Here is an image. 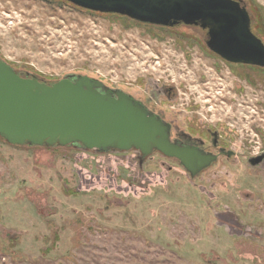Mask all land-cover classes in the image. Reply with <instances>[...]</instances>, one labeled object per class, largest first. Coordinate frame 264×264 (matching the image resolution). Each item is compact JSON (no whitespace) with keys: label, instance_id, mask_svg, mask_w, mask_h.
<instances>
[{"label":"rangeland","instance_id":"1","mask_svg":"<svg viewBox=\"0 0 264 264\" xmlns=\"http://www.w3.org/2000/svg\"><path fill=\"white\" fill-rule=\"evenodd\" d=\"M245 2L264 38V0ZM207 38L68 0H0V56L22 75L87 74L131 90L165 79L177 106L196 105L241 155L226 175L192 179L135 148L0 135V264H264V164L244 157L264 150V67L223 59ZM232 210L246 229L221 223Z\"/></svg>","mask_w":264,"mask_h":264},{"label":"water","instance_id":"2","mask_svg":"<svg viewBox=\"0 0 264 264\" xmlns=\"http://www.w3.org/2000/svg\"><path fill=\"white\" fill-rule=\"evenodd\" d=\"M68 1L145 23L200 26L207 31L208 47L223 59L264 67V40L239 0ZM0 135L17 145L80 143L101 150L135 148L144 155L158 149L187 165L191 157L188 148L171 141L168 125L123 90L87 74L47 82L22 75L1 58Z\"/></svg>","mask_w":264,"mask_h":264},{"label":"flooded vegetation","instance_id":"3","mask_svg":"<svg viewBox=\"0 0 264 264\" xmlns=\"http://www.w3.org/2000/svg\"><path fill=\"white\" fill-rule=\"evenodd\" d=\"M239 1L247 7L245 0ZM20 73L22 74V72ZM29 74V72L26 73L27 76ZM110 87L113 89L119 88L140 102L150 114L157 116L169 126L170 139L174 144L189 149L191 157L188 160V165L180 157L166 155L158 149H154L149 154L158 155L163 164L166 160H170V169L180 168L192 179L210 174L226 175L228 174L227 164L233 163L232 160L235 158L240 159L241 155L230 144V140L222 128L206 123L201 118L197 119L192 114L196 111V105H188L189 109L177 106L182 97L181 91L174 83L150 76L147 83L139 85L138 88L133 90L126 87ZM139 151L141 160L149 156L144 155L141 150ZM244 157H246L251 167H259L264 164V150L249 153ZM207 159H210L209 162H207ZM222 219L223 222L221 221V223L225 225H228L231 221L232 223L229 225L234 230L246 229L248 226H244V222L233 210L229 211L228 215L223 216ZM224 219H226L225 222ZM234 233L237 232L234 231Z\"/></svg>","mask_w":264,"mask_h":264},{"label":"trees","instance_id":"4","mask_svg":"<svg viewBox=\"0 0 264 264\" xmlns=\"http://www.w3.org/2000/svg\"><path fill=\"white\" fill-rule=\"evenodd\" d=\"M251 18H252V28H253L254 32L257 33V34H258V35L264 40V38L261 36V34L259 33V31H258L257 28H256L255 20H254V16H253V14L251 15ZM177 26H179V25L169 26V27H177ZM0 58L3 59L1 56H0ZM7 62H9V61H7ZM9 63H10V62H9ZM10 64H11V63H10Z\"/></svg>","mask_w":264,"mask_h":264}]
</instances>
